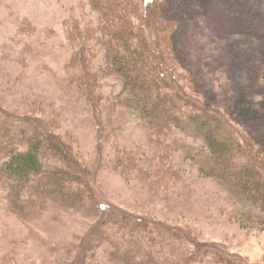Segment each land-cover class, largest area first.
Segmentation results:
<instances>
[{"label":"rangeland","instance_id":"rangeland-1","mask_svg":"<svg viewBox=\"0 0 264 264\" xmlns=\"http://www.w3.org/2000/svg\"><path fill=\"white\" fill-rule=\"evenodd\" d=\"M202 1L201 17L180 30L189 37L180 77L203 106L224 112L246 141L254 140L257 156L262 148L264 157V0ZM163 2L167 13L172 1ZM189 8L182 13L192 20ZM104 20L92 0H0V129L4 123L21 129L28 116L43 119L93 169L100 199L193 234L184 244L160 239L164 256L195 248L200 239L246 264H264V227L204 169L208 140L182 128L158 140L148 120L125 104L126 81L108 69L100 44ZM153 35L159 40L160 30ZM86 63L101 74L94 86L89 80L79 87L73 78ZM127 151L136 161H124ZM6 161L0 156V264H73L81 247L88 251L102 241V233L91 237L104 219L96 202H51L41 209L13 202ZM203 258L199 264L214 259Z\"/></svg>","mask_w":264,"mask_h":264},{"label":"trees","instance_id":"trees-1","mask_svg":"<svg viewBox=\"0 0 264 264\" xmlns=\"http://www.w3.org/2000/svg\"><path fill=\"white\" fill-rule=\"evenodd\" d=\"M171 1L166 13L163 0H92L105 19L100 44L109 58L107 67L124 77L128 92L125 104L148 120V128L158 140L162 138L164 142L176 128L208 140L211 151L205 171L239 196L251 208L246 211L249 219L264 227L263 149L257 156L255 141H246L238 125L224 112L203 106L204 101L190 92L180 77L189 39L180 30H188L197 22L203 14L204 1ZM185 6L190 7L192 20L184 17ZM158 29L159 40L153 35ZM76 74L73 82L86 87L89 80L94 86V78L101 73L86 63L83 71ZM26 120L28 124L21 129L7 123L0 129V156L7 160L4 173L13 188L12 201L26 209L31 203L41 209L51 202L72 206L96 202L94 210L103 213L104 219L95 224L91 234L99 239L102 233V241L88 251L81 247L73 264H199L204 256L214 258L211 264H246L241 256L212 248L200 239L195 248L164 256L158 248L160 239L172 238L184 244L187 237L193 239V234L176 232L171 225L163 226L162 221L100 199L93 169L70 150L66 136L50 129L43 119L28 116ZM54 155L60 161L51 164L49 159ZM128 157L136 161L130 151L124 156L125 162ZM88 209L93 211L92 205Z\"/></svg>","mask_w":264,"mask_h":264}]
</instances>
